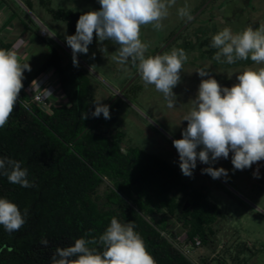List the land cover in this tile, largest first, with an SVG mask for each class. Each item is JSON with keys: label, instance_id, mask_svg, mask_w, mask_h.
I'll use <instances>...</instances> for the list:
<instances>
[{"label": "trees", "instance_id": "1", "mask_svg": "<svg viewBox=\"0 0 264 264\" xmlns=\"http://www.w3.org/2000/svg\"><path fill=\"white\" fill-rule=\"evenodd\" d=\"M40 1L53 20L64 22L75 34L82 13L54 11L46 0ZM25 5L33 13L31 4ZM16 17L15 13L10 20ZM28 22L36 27L30 18ZM201 45L208 47L213 59L217 49L211 47V38ZM9 48L0 43V49ZM62 61L52 49L34 77L54 69L68 105L46 112L28 104L20 92L8 123L0 128V157L21 162L33 184L21 187L0 175V198L17 204L22 213L27 210L26 222L18 231L9 233L0 226V264H51L57 248L81 237L98 239L113 217L121 223L134 222L156 264H193L173 244L179 236L173 226L187 231L191 240L198 236L203 246L213 243L220 210L157 155L139 147L125 148L124 134L114 131L116 104L109 107L110 119L102 114L93 117L88 78L72 65L68 74ZM106 181L109 187L100 197L99 189ZM186 201L189 208L184 210ZM43 239L48 241L46 246ZM90 247L103 250L101 245Z\"/></svg>", "mask_w": 264, "mask_h": 264}, {"label": "clouds", "instance_id": "2", "mask_svg": "<svg viewBox=\"0 0 264 264\" xmlns=\"http://www.w3.org/2000/svg\"><path fill=\"white\" fill-rule=\"evenodd\" d=\"M175 2L98 0L100 9L81 14L75 34L65 37L74 66H78V54L88 53L94 35L99 42L112 41L119 45L113 57L115 61L120 65L130 62L145 86L153 85L163 94L167 107H175L173 89L180 83V74L188 60L185 50L146 56L149 45L140 38L142 26L163 28L162 21ZM178 15L192 19L187 5L178 9ZM211 47L217 49L213 56L217 63L234 64L250 59L260 67L244 69L231 87L221 86L205 69L196 71L202 79L195 99L191 100L193 106L183 118L187 127L182 130V138L172 141L179 155L180 170L187 177L193 175L197 160L211 165L220 158L228 159L230 153L234 170L242 171L264 161V24L235 33L231 27H224L212 35ZM100 50L107 51V48L103 46ZM25 70L30 71V65L20 62L15 48L0 49V128L8 123L15 110ZM94 103L93 117L102 114L104 119L111 118L108 105L101 101ZM202 174L213 179L228 176L226 169L212 166L202 169ZM0 175L21 187L33 186L27 178V169L19 161L0 157ZM253 176L259 178L258 169ZM26 215L27 210L22 213L17 204L0 198V226L5 231H18L25 224ZM41 243L46 246L48 241L43 239ZM90 245H101L103 250ZM51 264H156V261L135 230L134 222L121 223L113 217L98 239L81 237L70 246L57 248Z\"/></svg>", "mask_w": 264, "mask_h": 264}, {"label": "rangeland", "instance_id": "3", "mask_svg": "<svg viewBox=\"0 0 264 264\" xmlns=\"http://www.w3.org/2000/svg\"><path fill=\"white\" fill-rule=\"evenodd\" d=\"M46 1L54 11L70 10L83 14L100 9L98 0ZM205 1L176 0L175 5L169 8L168 17L162 21L161 30H155L151 25L142 26L140 38L149 45L145 55L154 56L157 51L163 50L171 40L172 34L177 33L186 24L188 19L178 15L179 8L187 5L192 14ZM26 2L31 4L33 13L25 5ZM9 4L25 21L28 22L30 18L36 27L31 25L34 33L23 36V29L18 25V21H15L10 31L0 29V40L28 38L33 41L30 49L32 56L30 63L36 70L42 66L45 59L40 57L36 50L34 52V46L39 49L40 46L48 44L60 53L62 65L69 74V68L74 64L72 50L67 46L65 37L74 34L67 25L62 21L53 20L40 0H12ZM7 12V7L0 8V28L8 17ZM261 24H264V0H212L183 30L180 37L161 53L162 55L170 53L173 49L182 48L188 56L180 74V83L173 89L176 95V104L173 108L167 107L162 93L156 91L153 85L145 86L141 78L135 81L127 92L122 93L126 88L124 85L131 80L137 69L130 62L127 65H120L115 61L113 57L117 55L119 45L112 41L99 42L94 35L88 53L77 56L78 66L76 67L81 68L88 78L93 105L96 101L107 105L115 99L112 103L116 104L114 131L124 134L123 146L125 148L139 147L157 155L175 168L186 183L201 192L212 205L220 210L221 217L217 218L213 226L216 238L213 239V243L202 246V250L210 255L215 254L226 264H243L245 260L253 264L256 262L264 264V161L254 163L251 168L242 171L234 170L231 164L232 153H230L228 159L220 158L211 165L197 160L193 175L187 177L180 170L179 155L172 141L182 138V130L187 127V121H183V118L193 106L191 100L195 99L202 79L197 74V70L205 69L221 86L231 87L237 83L236 77L244 69L260 67L250 59L238 60L234 64L217 63L214 59H210L207 54L208 47L203 49L201 42L211 38L224 27H231L235 33L248 26L258 28ZM42 26L50 32L48 38L40 36ZM103 46L107 48V51L100 50ZM27 84L23 81L20 92L25 93ZM55 84L58 89L55 106L68 105L67 96L59 79H56ZM27 102L30 103L29 99ZM199 150L198 148L197 151ZM209 166L226 169L228 176L213 179L208 174H202V169ZM257 169L259 178H254L253 173ZM108 187L109 183L106 181L99 189L100 197H104ZM173 229L179 234L180 244L191 240L188 232L179 226H173Z\"/></svg>", "mask_w": 264, "mask_h": 264}, {"label": "built area", "instance_id": "4", "mask_svg": "<svg viewBox=\"0 0 264 264\" xmlns=\"http://www.w3.org/2000/svg\"><path fill=\"white\" fill-rule=\"evenodd\" d=\"M40 36L42 38H48L50 36V32L45 28H40ZM26 45V42L24 39L20 38L18 39L15 44L12 46V49L15 48V50L19 55H22L24 47ZM56 79L58 77L55 76L54 69L47 70L43 73H41L39 76H37L33 81H31L29 84L25 86L24 89V96L29 99V102L31 104H34L41 108L42 110L49 112L51 107H58L55 106L54 102L58 97V89L55 84ZM162 236H166L165 233H162ZM179 237L177 240L173 243L180 251L181 253L189 259L191 262V257L193 256L194 252L196 250H199L202 248L203 243L200 238H194L193 240H189L188 242H185L184 244H180ZM193 264H211L207 261H201V262H193Z\"/></svg>", "mask_w": 264, "mask_h": 264}, {"label": "crops", "instance_id": "5", "mask_svg": "<svg viewBox=\"0 0 264 264\" xmlns=\"http://www.w3.org/2000/svg\"><path fill=\"white\" fill-rule=\"evenodd\" d=\"M11 1L12 0H8V2H7V0H0V8H2V7H4V8H8V17L4 20V22L2 23V26H1V30L2 31H10L11 30V25H12V23H14L15 21H18V25L23 29V36L24 35H29V34H33L34 33V29H33V27L31 26V24L29 23V22H27V21H25L20 15H19V13L15 10V9H12L11 8V6H10V4L9 3H11ZM16 13V15H17V17L13 20V21H11L10 20V18H11V16L13 15V14H15ZM18 18H20L22 21H23V24L24 25H22V24H20V20L18 19ZM4 40H0V43H3L2 41H4V43H6V45H9L10 46V48L9 49H12V46L15 44V42L18 40V39H20V38H3ZM22 39H24L25 40V42H26V45H25V47H24V50H23V53H22V55H19V59H20V62L22 63V64H26V63H28L29 65H30V71H28V70H25L24 71V79H23V81H26L27 79H30V78H32V77H34V75L38 72V70L45 64V62L48 60V58L50 57V53H51V50L52 49H55V48H53V47H49L48 46V44L47 45H42V46H40V50L39 49H37V47L36 46H34V52H35V50H36V52H38V54H39V56L40 57H42L43 59H45V61L43 62V64H42V66H40L37 70L32 66V64L30 63L31 61H30V59H32V56L30 55V49H31V47H32V45H33V41H31V40H29L28 38H22ZM3 43V44H4ZM205 47H203V49H204ZM202 49V50H203ZM47 70H50V68H48V69H45L43 72H45V71H47ZM42 72V73H43ZM41 74V73H40ZM39 74V75H40ZM38 75V76H39ZM55 76L56 77H58L57 75H56V73H55ZM36 77H34L31 81H33L34 79H35ZM30 81V82H31ZM29 82V83H30ZM249 250V249H248ZM191 260L193 261V262H201V261H207V262H209V263H211V264H219V261H223V260H219V258L218 257H216V255L214 254V255H210L208 252H204L203 250H202V248L201 249H199V250H196L195 252H194V254H193V256L191 257ZM246 264H253V262L252 263H250V262H246ZM255 264H260V262L258 263V262H256Z\"/></svg>", "mask_w": 264, "mask_h": 264}, {"label": "water", "instance_id": "6", "mask_svg": "<svg viewBox=\"0 0 264 264\" xmlns=\"http://www.w3.org/2000/svg\"><path fill=\"white\" fill-rule=\"evenodd\" d=\"M211 1L212 0H208L193 16H192V19L191 20H188L187 22H186V24L171 38V40L166 44V46H165V48L167 47V46H169L177 37H178V35L179 34H181L182 32H183V30L194 20V18H196L210 3H211ZM31 15H32V13H31ZM32 18L35 20V18H34V16H32ZM36 21V20H35ZM164 48V49H165ZM163 49V50H164ZM163 50H160V51H158L155 55H157V54H161L162 52H163ZM139 77V74L137 73L133 78H132V80L129 82V84H128V86L131 84V83H133L137 78ZM115 101V99L114 100H112L109 104H108V106L110 107L111 105H112V103ZM188 206H189V204L188 203H186L185 204V206H184V210H187V208H188Z\"/></svg>", "mask_w": 264, "mask_h": 264}, {"label": "flooded vegetation", "instance_id": "7", "mask_svg": "<svg viewBox=\"0 0 264 264\" xmlns=\"http://www.w3.org/2000/svg\"><path fill=\"white\" fill-rule=\"evenodd\" d=\"M137 73H138V72H136L135 75H136ZM135 75H134V76H135ZM134 76H133V77H134ZM133 77H132V78H133ZM132 78H131V80H132ZM139 78H140V76H139L135 81H137ZM131 80H129V81L124 85V87L126 86V88L123 89L122 93L127 92V91L129 90V88L135 83V81H134V82L131 83L129 86H127L128 83H129ZM111 101H112V100H111Z\"/></svg>", "mask_w": 264, "mask_h": 264}]
</instances>
